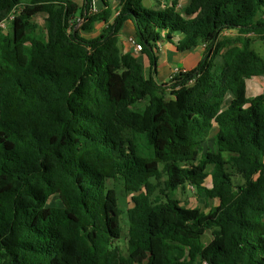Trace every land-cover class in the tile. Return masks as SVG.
I'll list each match as a JSON object with an SVG mask.
<instances>
[{
	"label": "trees",
	"instance_id": "1",
	"mask_svg": "<svg viewBox=\"0 0 264 264\" xmlns=\"http://www.w3.org/2000/svg\"><path fill=\"white\" fill-rule=\"evenodd\" d=\"M143 2L0 0V264H264V93L245 84L264 0ZM126 21L152 67L176 35L203 56L159 83L122 50ZM186 185L216 205L169 193Z\"/></svg>",
	"mask_w": 264,
	"mask_h": 264
},
{
	"label": "rangeland",
	"instance_id": "2",
	"mask_svg": "<svg viewBox=\"0 0 264 264\" xmlns=\"http://www.w3.org/2000/svg\"><path fill=\"white\" fill-rule=\"evenodd\" d=\"M75 1H79V0H75ZM155 1L154 0H144L143 4L146 7H149V5H154ZM185 3H187V0H182L181 1V6H178V9H180L182 6L185 5ZM153 8H157L154 7ZM20 10H15L12 11L8 17L6 18V26L3 27H8L9 25V21L11 19H13L14 15L16 13H19ZM264 19V18H262ZM34 21L38 22L40 25H44L45 24V15L43 14H39L37 16H35L33 18ZM82 21V20H80ZM5 22V21H4ZM80 23V22H79ZM79 25V24H78ZM77 25V26H78ZM227 35L229 36H236L237 32L235 30L230 31ZM127 34H124L121 39H120V46L123 48L124 46H126L125 43H127V41L125 40ZM249 37H251L252 39V49H254L260 56H262V59L264 60V41L262 39H260L259 37H256L252 34L249 35ZM139 56V55H138ZM140 58V57H139ZM219 58V57H218ZM170 76V75H169ZM262 78V79H261ZM261 78H258L257 82H259V79H261V81H263L264 83V76H261ZM264 87V85H263ZM145 101H141L139 103V105H141L142 103H144ZM215 150V146H214V136L213 134L210 135V137L208 138L207 142L204 144L203 146V150L201 152V155H203L206 151H213ZM225 158H228V154L223 153ZM235 179L237 181H240L238 177H235ZM165 181V175H163L158 181L157 183H159L160 187H163V183ZM107 187L113 188L115 190L116 196H117V200L119 203V206L123 209H126L127 207H130L132 205L131 203V199L129 195L124 194L123 191V185L122 182L120 180H112V179H108L106 181ZM170 194H172L176 199H178L179 201H181V203L187 207H198L201 210L207 212L209 207L216 205V201L213 199H206L204 198L203 195H197L195 190L191 187L186 185L184 188L182 189H177V190H171L169 191ZM49 205H54V206H66V200L63 198V196L59 193L55 194L49 201ZM121 227H122V235L125 234L126 232V223L124 221V215L121 216ZM211 238L210 233L207 232L204 236H203V241L207 242L209 239ZM118 245L122 248V250H125V241H124V237L120 239V241L118 242ZM199 264V263H196ZM202 264V263H201Z\"/></svg>",
	"mask_w": 264,
	"mask_h": 264
},
{
	"label": "crops",
	"instance_id": "3",
	"mask_svg": "<svg viewBox=\"0 0 264 264\" xmlns=\"http://www.w3.org/2000/svg\"><path fill=\"white\" fill-rule=\"evenodd\" d=\"M154 1L155 4L149 5V7H162L164 4H168V0ZM179 1L181 5L182 0ZM187 3H185V5ZM124 34L134 37V26L131 21H126L124 23L123 27L120 30L119 38L121 39ZM178 38L179 35L173 36L171 42H164L160 45L157 52V61L153 65V67L149 63L147 56L140 51H135L132 45L125 43L126 46H124L122 50L124 52L130 51L140 60L145 68V73L147 76L151 75L157 82L164 83L169 80L171 69L175 66L183 67L187 70L193 69L200 61L205 50L204 45H197L192 49L179 51L176 49V40ZM261 76L263 75H252L245 79L247 97H254L259 93H264V83L263 81H261ZM258 78H261L259 79V82H257ZM226 105L227 100L224 102L223 107H226Z\"/></svg>",
	"mask_w": 264,
	"mask_h": 264
},
{
	"label": "built area",
	"instance_id": "4",
	"mask_svg": "<svg viewBox=\"0 0 264 264\" xmlns=\"http://www.w3.org/2000/svg\"><path fill=\"white\" fill-rule=\"evenodd\" d=\"M177 6H180V1H179ZM93 8H94V6H93ZM2 25H4V24H2ZM125 40L127 41L128 44L133 46L135 51H141V49H142L141 45L139 43H136L134 37L128 35V36H126ZM186 71H187L186 68L175 66L171 69L169 79L172 78L174 75L178 74L179 72H186ZM191 83H192V80L189 81V84H191ZM177 87H179V85Z\"/></svg>",
	"mask_w": 264,
	"mask_h": 264
}]
</instances>
